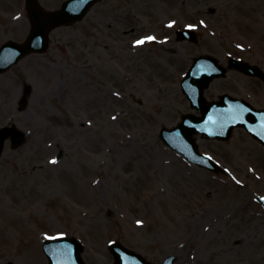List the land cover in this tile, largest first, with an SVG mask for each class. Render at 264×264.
Here are the masks:
<instances>
[{"label":"rangeland","instance_id":"374dc122","mask_svg":"<svg viewBox=\"0 0 264 264\" xmlns=\"http://www.w3.org/2000/svg\"><path fill=\"white\" fill-rule=\"evenodd\" d=\"M190 25L198 41H178ZM30 28L25 0H0V45ZM199 54L264 69V0H102L54 29L45 53L0 73V127L28 132L0 158V264H48L42 243L56 236L78 238L87 264H113L115 240L151 262L264 264V146L243 128L199 138L225 175L159 138L193 112L180 81ZM225 92L264 106L262 80L238 70L206 96Z\"/></svg>","mask_w":264,"mask_h":264},{"label":"water","instance_id":"95a60500","mask_svg":"<svg viewBox=\"0 0 264 264\" xmlns=\"http://www.w3.org/2000/svg\"><path fill=\"white\" fill-rule=\"evenodd\" d=\"M98 0H67L61 9L49 11L37 0H27L32 30L24 43L8 41L0 48V69L5 70L12 64L33 51H44L48 45V34L53 27L61 24H72L81 19L90 7ZM178 39L197 40V34L189 29L178 31ZM240 69L250 75L260 76L264 80V71L236 58L229 59V68ZM226 67L219 64L211 55H200L194 58L193 64L182 80L184 93L191 101V106L201 111L198 116L192 113L183 114L182 120L173 128L163 127L161 137L173 149L182 152L190 161L211 170H220V166L209 156L199 151L195 134L201 133L208 138L228 139L233 129L244 126L254 137L264 144V109L258 110L245 100L223 94L217 101H208L204 90L210 81L225 76ZM24 107V105H23ZM8 132L18 134V144L24 141V134L16 127L0 129V139ZM2 142L0 141V153ZM264 203V199H261ZM44 249L50 264H85L80 256L82 245L74 238H57L48 240ZM115 255V264H153L140 254L132 252L120 243L110 246ZM175 256H168L159 264H173Z\"/></svg>","mask_w":264,"mask_h":264},{"label":"snow or ice","instance_id":"6c2138e0","mask_svg":"<svg viewBox=\"0 0 264 264\" xmlns=\"http://www.w3.org/2000/svg\"><path fill=\"white\" fill-rule=\"evenodd\" d=\"M189 27H192V26L190 25ZM147 39L151 40V39H154V37H148ZM143 42H144L143 40H139V41H137L136 43H137V44H141V43H143ZM53 162H55V161H53ZM138 223H139V222H138Z\"/></svg>","mask_w":264,"mask_h":264}]
</instances>
